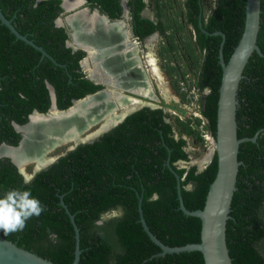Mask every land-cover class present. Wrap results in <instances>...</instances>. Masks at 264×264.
<instances>
[{"label": "trees", "instance_id": "1", "mask_svg": "<svg viewBox=\"0 0 264 264\" xmlns=\"http://www.w3.org/2000/svg\"><path fill=\"white\" fill-rule=\"evenodd\" d=\"M86 1L110 19L122 13V0ZM148 1L152 3L153 18L141 14L147 5L145 0H126L132 31L141 40L157 30L166 38L167 29L173 26L165 24L162 11L170 7L172 0ZM203 1L183 0L178 9L183 24L195 31V42L186 37L182 44L197 66L199 112L205 119L204 129L214 137L221 79L220 44L223 42L222 55L227 61L243 30L246 0H214L207 12ZM60 3L0 0L2 13L15 29L51 56L42 55L0 23V144L18 145L21 135L13 122L25 124L34 110H48L51 99L47 84L53 88L59 110L101 86L86 78L80 67L83 52L67 47L68 32L54 24L63 12ZM177 28L181 30L179 23ZM217 31L224 34V40L213 34ZM172 38L167 36L160 55L176 52L178 45ZM256 44L264 54V0H260ZM194 46L203 53L193 54ZM173 71L166 67V72ZM236 98L237 137L257 136L238 146L237 159L241 163L226 220L225 242L232 264H264V57L256 52L243 69ZM191 119L200 124L198 118L178 116L172 123L170 114L162 108L143 107L92 141L63 153L37 171L29 184L24 183L8 157H1L0 195L10 189L28 188L45 206L39 217L26 222L23 231L6 235L1 230V234L54 264H70L75 244L72 215L81 250L77 264H204L198 250L159 254L161 250L144 231L138 212L140 207L151 233L166 245L199 242L200 220L179 208L177 179L172 170L179 176L184 206L194 210L203 207L217 164L213 154L201 171L195 164L179 166L181 161H189L184 136L203 140L191 126ZM154 194L157 199H153ZM112 210L122 211L123 215L102 220V214ZM98 221L102 226H97Z\"/></svg>", "mask_w": 264, "mask_h": 264}, {"label": "water", "instance_id": "2", "mask_svg": "<svg viewBox=\"0 0 264 264\" xmlns=\"http://www.w3.org/2000/svg\"><path fill=\"white\" fill-rule=\"evenodd\" d=\"M40 1V0H37ZM60 5L66 11L73 7L79 6L83 3L84 0H80L77 4L70 6L69 2L66 0H60ZM125 1V0H124ZM77 13H73L69 17L65 18V23L69 26L71 30V37L74 41V45L66 43L67 46L75 47L81 46L85 48L87 51L93 49L94 46L92 44H84L81 45L78 42L79 31L81 30L76 22L73 20L77 18ZM95 11L94 14H96ZM104 19V22H108V18L101 16ZM259 21H260V0H246L245 5V16H244V25L243 30L240 35V38L234 47L231 55L229 56L227 61H224L222 55V43L220 44L219 50V64L221 66V79L220 84L218 87V100H217V109H216V128H215V135L212 137V149H210L205 158L200 163H195L197 166V170L201 171L205 168V166L211 160L213 154L216 155V174L213 181L210 183L204 205L201 209H194L189 210L187 209L182 201L181 193H180V184H179V176L173 171L167 161L166 165L172 170L174 173L177 184V197L179 201V208L182 212L186 215H191L199 218L200 220V239L199 242H191L186 243L180 246H169L162 243L159 239L156 238L155 235L151 233L149 228L147 227L144 218L142 216V212L140 207L138 208L139 212V221L141 225L150 238V240L155 243L160 248L159 254L165 253H173V252H182V251H191V250H198L202 257L204 264H232L231 258L228 254V249L225 242V228H226V220L228 219V214L230 211V203L232 199L233 192L236 189L235 182H236V175L238 166L241 163L237 159L238 154V146L241 142L246 140L254 141L257 133L252 137H237V122H236V105H237V89L239 82L243 76V69L249 59V57L256 52L258 55L263 56L262 52L260 51L259 47L256 44L257 33L259 29ZM57 24L61 25V20L58 18L56 20ZM0 23L5 25L16 38L23 40L25 43L32 45L36 49L40 50L42 55H48L42 47L33 43L32 40L28 39L26 35L19 33L13 24L11 23V19L7 18L0 9ZM199 26H201V22H199ZM81 32V31H80ZM213 34H219L224 40V34L220 31H217ZM101 49H97V51H101ZM90 55V52H88ZM93 58V56H90ZM54 61V59H52ZM103 77V78H102ZM89 80H92L95 83H107L116 85L115 82L109 79L107 74L98 76L91 70L88 74ZM50 93L51 104L48 110L44 113L38 112L34 110L28 116V121L25 124H17L13 122L14 129L20 133L21 139L18 145H7L5 143L0 144V158L1 157H8L10 161L17 167L19 173L23 176H33L37 171L47 167L49 164L54 162L59 156L49 158L46 162H43L39 165L34 163L33 161H28L26 163H20L16 160L19 156L14 160V158L7 154L1 153L3 148L7 149H18L25 139V130L26 127L32 125V117L33 116H44L49 117L53 112H57L60 114H67L73 108L77 107L78 104L83 102H91L99 100V93L89 94L80 99L72 100V105L64 110H59L55 104V96L54 91L51 85L47 84ZM96 109V108H95ZM94 109V111H95ZM93 111V112H94ZM130 110H127L123 115L117 114L119 117L107 124L102 126L98 131L93 130V134L85 137L88 134H83L84 136L80 139L75 140L73 146L66 149V151L73 149L80 143H85L92 141L102 133L108 131L118 123H120L124 117L130 113ZM96 113H93V115ZM97 116H94L95 121L97 120ZM32 128V126H31ZM30 128V129H31ZM65 151V152H66ZM64 152V153H65ZM32 163L33 169L28 174L25 172L26 165ZM184 163V162H182ZM190 186H188L189 188ZM139 204L141 202V198L139 197ZM113 213H119L117 210H112L104 215L111 216ZM70 219L74 229V237H75V244H74V258L70 264H77L80 254L79 248V234L78 228L73 220V216L70 215ZM0 264H54L47 258H43L31 251L25 250L22 247L16 245V243L6 239L1 234L0 230Z\"/></svg>", "mask_w": 264, "mask_h": 264}, {"label": "bare ground", "instance_id": "3", "mask_svg": "<svg viewBox=\"0 0 264 264\" xmlns=\"http://www.w3.org/2000/svg\"><path fill=\"white\" fill-rule=\"evenodd\" d=\"M66 1L69 2L70 6H73L77 4L80 0H66ZM73 21L76 22L78 26L83 27L80 33L84 34L86 30H88L89 32L91 29H93L95 25L97 24L98 20L95 18L78 19L77 17ZM101 22L102 23L99 26H102V27L98 26V28L103 29L105 33L108 32L110 28L111 30H115L114 27L105 25L102 20ZM81 39L78 40V42L81 45H83V43L87 44L89 41L88 38L83 39L81 37ZM123 45L124 44H122L121 42H119L118 47L116 44L109 45L110 52L107 54L115 56L117 61H119V59L121 60V62L119 63V67L120 68L124 67V69L126 70V74L124 78H125V81L129 83L127 86L132 87V91H134L137 95L145 97V98L146 97L154 98L153 90L150 85L149 79L147 78V75L145 74V70L143 69L142 64L139 61V59L135 58V51L131 49L134 52H127L128 54L127 55L125 54V51H123ZM90 52L95 53V50H91ZM120 53H122L125 56V61H123V59L120 57ZM91 55H94V54H91ZM100 57H99V61L96 62V69H98L99 71H101V69L104 70V68H101L102 64L100 63L103 59ZM154 62L155 61L153 57L149 56L148 63L151 64L152 70L158 76L160 80L159 83L163 85L164 88L165 87L167 88V85L165 82L166 79H164V77L162 76V73L158 71V69L156 68L157 66H155ZM164 94L167 95L166 91H164ZM115 100L118 102L116 104H118L119 109L122 110L120 113H117V110H118L117 106H115L114 104H110L107 101V99L102 97L100 100H97V101L80 103L77 105V107L73 108L67 114H60L57 112H53L51 116L49 117L33 116L32 125L24 129L26 136L21 146L18 149L3 148L1 150V153H7L11 155L14 158V160H16V158L19 156V158H17L18 160H16L19 162V164L26 163L28 161H31V162L33 161L34 163L36 162V164L39 165L43 162H46L50 158V157L46 158V156L48 155V153L55 150V148L68 144V143H75V140L83 137L84 136L83 134L85 132L86 134H88V135L85 134L86 135L85 137L93 134L92 131L88 132L89 127H91V125L97 122H100L101 120L102 123L96 128V131H98L102 126L115 121L119 117L117 114L121 116L125 112H127V110H130L133 105H128V102L131 101L133 103L134 102L136 103L138 102L139 99H136V97H128L125 95L124 96L116 95ZM93 113H96V115L95 114L93 115ZM97 115L99 116L97 117V120L95 121L94 116H97ZM210 142H211V148L209 149H212L213 143L211 139H210Z\"/></svg>", "mask_w": 264, "mask_h": 264}, {"label": "rangeland", "instance_id": "4", "mask_svg": "<svg viewBox=\"0 0 264 264\" xmlns=\"http://www.w3.org/2000/svg\"><path fill=\"white\" fill-rule=\"evenodd\" d=\"M177 1H180V0H177ZM203 3H204V6L206 7V12H207L210 6L213 5L214 0H204ZM83 8H86L85 3L77 7L68 9L67 11H65L66 12L65 14H67L65 15L66 18L69 17L70 15H73V13L78 12L79 9H83ZM148 11H149V15H153L151 8L148 9ZM162 12L164 14L163 20L165 24H170L171 27L172 26L173 27L170 29H167L166 38L165 36L164 38L159 37V36L154 37L152 41L147 40V42L144 43V45L146 49L145 54L148 55L150 53V55H153L154 59H156L154 64L155 66H157L156 68L158 69V71L162 73V76L164 77V79H166L165 82H166L167 88L166 87L164 88L163 85L159 83L160 80L158 76L152 70L151 64L150 66H148V58H146L147 62L146 61L142 62L143 63L142 65L144 66L145 74L147 75V78L149 79L150 85L152 87L154 98H147V97L145 98V97L138 96V95L134 96V94L130 93L129 89L126 88L125 78H123L121 74H118V76H114L115 78L112 77V81L113 80L115 81V79H117L116 81L120 83H118L117 85H113L114 91L110 90V86H109V90L113 93L118 92L119 95H122V96L130 95L132 97H136V99H139V102L141 104H145V105L154 104L156 106H160L164 108L170 114V121L173 123L174 117H176V115L179 116V118L181 119H184L187 116L188 117L191 116V118H195L194 116H198L196 115L198 113L194 111L198 107L197 100L199 98V94L197 93V90L193 86L195 83L196 77H197V66L191 63L192 59L190 55L186 54L184 51L185 50L184 43L182 44L183 38L186 39L187 37L188 40H190L189 35L191 31L189 30L190 27H187V25L183 24L182 16L180 15L181 13L179 12L178 6L177 5L174 6L173 3H171L170 7ZM121 22L123 23V26L125 28H128L129 23L127 20H124ZM178 23L181 27V30H176L178 29L177 28ZM169 35L173 36L172 39L174 43L178 45L176 52L175 53L172 51L165 52L163 53L164 55H159L158 51H160L161 49L160 47L161 42L165 43L166 41L167 43V36ZM88 44H91V43H88ZM102 48L103 49H101L100 53H102L106 49V46H102ZM162 50L163 49H161V51ZM85 52L87 53V51ZM138 52H139L138 54L140 55V58L144 56V53L142 51H138ZM199 53L200 52L198 51L196 46H194L193 54L198 55ZM99 56L100 54L97 57L98 61H99ZM168 66L172 67L174 71L171 73L166 72V67ZM88 67L91 68V65H89V63H88ZM83 71L86 75L88 74V68ZM161 86L163 89L161 88ZM164 91H166L167 95L164 94ZM155 100H157V102ZM112 103H115V105L119 107L118 104H116L115 98H112L111 104ZM191 121H192L191 126L195 127L196 124L194 120L191 119ZM101 123L102 121L100 120V122H97L91 125V127H89L88 132L95 130ZM84 134H86V132ZM175 134H177L176 131H175ZM184 137L186 138V141H187L185 150L188 152L189 161L187 163L180 162L179 166L188 167L189 165L200 163L203 160V158L206 156L208 151L210 150L209 148H211L210 140L209 139L206 140L204 138L203 140H198L194 136H184ZM71 146H73V143H68V144L59 146L55 148V150H53L52 152L48 153L46 158L48 157L51 158V157H55L57 155L63 154V152H65V150L70 148ZM32 169H33V164L29 163L26 165L25 172L29 174L32 171Z\"/></svg>", "mask_w": 264, "mask_h": 264}, {"label": "clouds", "instance_id": "5", "mask_svg": "<svg viewBox=\"0 0 264 264\" xmlns=\"http://www.w3.org/2000/svg\"><path fill=\"white\" fill-rule=\"evenodd\" d=\"M145 2L147 4V0H145ZM121 5H122V8H123L122 12L124 13V16H126L125 19L129 23V20L131 21V16H130L129 10H128L127 6H126V0L125 1L122 0L121 1ZM151 7H152V3H151ZM58 18L61 20L60 16ZM58 18H56V20ZM120 18L121 17L116 18V19H109L108 18V22H104V24L108 25V26L117 25V27L119 29L123 30L124 39H125V42L123 43L124 44L123 45V51H125V54H126L128 51H132L131 49H133L134 51L137 50L140 41H139V39H138V37L136 35L127 36L129 34L128 28H125L123 26V23L121 21H124V20L120 19ZM103 21H104V19H103ZM61 23H62V20H61ZM155 34L156 33L150 34V36L148 37L147 40H151L152 41L154 39V37H155ZM67 41L65 43H69ZM74 41L72 43H69V44L74 45L75 44ZM93 46H94V48L90 49V51L91 50H95V54L94 55H91V54L89 55L88 52H90V51H87L85 48H83L81 46L78 47V45H77L75 47V49H72V47L67 46V47H70L72 51H81V52H83L84 55H83L82 59L80 60V64H81V67H82V71L86 70L88 68V74L91 72L92 69L88 67V62L86 61V57L90 58V56H93L92 60H93L94 66L96 67V62L98 61L97 57L99 55L98 53L101 52V51L98 52L97 49L102 48V47H97L95 45H93ZM106 48H107V46H106ZM85 51H87V53ZM88 74L87 75L85 74L87 79H89L88 78ZM112 77L115 78L114 75H110L109 76V79L111 81H112ZM113 82H115L116 85L118 83H120V82H117L116 79ZM100 83L101 82H99L98 84H100ZM103 84H106V85L110 86V90L114 91L113 90V84H107V83H103ZM125 86H127V85L125 84ZM193 86L196 89L195 83H194ZM124 87H123V89H124ZM110 90L108 91L109 94H110V98L107 97V100H109L110 103H111L112 98H115V96L119 95V93L118 92L113 93ZM120 96H122V95H120ZM21 99H24L22 94H21ZM116 103H118V102L116 101ZM112 104L115 105V103H112ZM128 105H133V107H134V106H136L138 104L137 103H133V102L130 101V102H128ZM197 105H198V100H197ZM115 106H117V105H115ZM121 111L122 110H120V112ZM194 112L198 113V114H196L198 116H194V117L200 119V124L198 126L197 125L195 126L196 129L198 130L199 126H201V122L202 121L205 124V119L199 112V105H198L197 109H195ZM185 118H191V116L190 117L187 116ZM204 124L202 125L203 129H204ZM204 130L208 131L206 129H204ZM199 133H200V131H199ZM200 135H201V133H200ZM201 137H202V135H201ZM210 137H211V140H212L213 136L211 134H210ZM202 139H203V137H202ZM181 162H183V161H181ZM180 167H182V166H180ZM33 179H34V176H25L24 177V183L25 184H29V183H31V181ZM157 198H158V196H156L154 194L153 199H157ZM43 211H45V206L41 203V201L37 197L32 195V192H31L30 189H28V188H24V189H18V188L10 189V190L6 191L3 195H0V230H2L6 235L7 234H11V233H15V232L23 231L24 228L26 227V222L29 219H31L32 217H34V216L35 217H39ZM122 215H123L122 211L120 213H118V214L117 213H113L111 216H107V215L102 214V220L103 219H108V218H119V216H122ZM97 226L98 227L102 226V222L98 221L97 222Z\"/></svg>", "mask_w": 264, "mask_h": 264}, {"label": "flooded vegetation", "instance_id": "6", "mask_svg": "<svg viewBox=\"0 0 264 264\" xmlns=\"http://www.w3.org/2000/svg\"><path fill=\"white\" fill-rule=\"evenodd\" d=\"M183 0H180V1H177V0H172V3H173V5L174 6H178L179 4H181V2H182ZM83 3H85L86 4V8H83V9H79L78 10V13H77V16H78V19H80V18H83V19H87V18H95V19H97L98 21H97V24L95 25V27L93 28V29H91L89 32H88V30H86L85 32H84V34H81L80 33V31H79V36H78V38L79 39H81V37L83 38V39H89V41H88V43H91V44H93V45H95V46H97V47H102V46H108V48H106L102 53H98V54H100V58H102L103 60L101 61V64H102V67L101 68H104V70H105V72H104V70H102L101 69V71H99L98 69H96L95 68V66H94V63H93V60H92V58H88V57H86V61L89 63V65H91V69H92V71L93 72H95V74L96 75H98V76H102V75H105V74H107V75H114V76H118V74H121L122 76H123V78H124V76H125V74H126V70L124 69V67L123 68H120L119 67V63L121 62V60L119 59V61H117L116 60V57L115 56H112V55H108L107 53H109L110 52V49H109V45H111V44H116L117 45V47L119 46V42H121L122 44L125 42V39H124V34H123V30H121V29H119L118 27H117V25H115V26H110V27H114L115 28V30H111V28L109 29V31L108 32H104L103 31V29H99L98 28V26L99 25H101V20L103 21V18L101 17V16H104V17H107V18H109L108 17V15L107 14H105L104 12H102V11H100L97 7H91V6H89L88 4H87V1L86 0H84L83 1ZM82 3V4H83ZM61 6V5H60ZM77 7V6H76ZM61 8H62V6H61ZM150 8H152L151 7V4L149 3V1L147 0V5H146V7H145V9L141 12V14L143 15V16H146V15H148L150 18H153V15H149V11H148V9H150ZM62 10H63V12L61 13V20H62V23H61V25H59V24H57V22H56V20L54 21V24L57 26V27H64L65 29H66V31L68 32V34H69V38L66 40L67 42H69V43H72L73 42V40H72V37H71V30H70V28H69V26L65 23V18H66V16L65 15H67V14H65L66 12H65V10L62 8ZM67 11V10H66ZM95 11H97V13L96 14H94L95 13ZM123 13V12H122ZM121 13V15H120V19H123V20H126L125 18H126V16H124V13L122 14ZM93 14H94V16H93ZM69 15V14H68ZM90 16V17H88V16ZM92 15V16H91ZM102 18V19H101ZM100 19V20H99ZM110 19V18H109ZM104 22V21H103ZM183 23H185L184 21H183ZM185 25H187V27H190V41H191V43L193 44L194 42H195V40H196V36H195V31H194V28L191 26V25H189V24H185ZM78 26V25H77ZM80 29H83V27L82 26H78ZM99 27H102V26H99ZM92 30H94V31H92ZM112 31H114V32H112ZM128 31H129V34L127 35V36H131V35H134V33H133V31H132V26H131V21L129 20V26H128ZM92 32V33H91ZM154 33H156L155 34V37H163L164 38V36L165 35H162L158 30L157 31H155ZM150 36V35H149ZM149 36H147L146 38H143L142 40H140L139 38V41H140V43H139V46H138V49L137 50H135V58H137V59H139V61L141 62V64H143L142 62H147V59L146 58H149V56H152L153 57V55H150V54H148V55H146L145 54V45H144V43H146L147 42V39H148V37ZM72 40V41H71ZM82 40V39H81ZM121 40H123V41H121ZM66 44V43H65ZM167 43H166V41H165V43L163 42H161V46L162 45H166ZM160 46V47H161ZM196 48H197V46H196ZM107 49H109V50H107ZM198 49V48H197ZM138 51H142L143 53H144V56H142L141 58H140V55L138 54L139 52ZM198 51H199V49H198ZM128 52H134V51H128ZM199 52H201V54L203 53L202 51H199ZM91 54H95V53H91ZM127 54V53H126ZM158 54H159V51H158ZM128 55V54H127ZM160 55V54H159ZM104 56V57H103ZM106 56V57H105ZM120 57L123 59V61H125V57H124V55L122 54V53H120ZM153 59H154V57H153ZM135 60V59H134ZM156 59H154V61H155ZM191 63H192V61H191ZM153 65V64H152ZM148 66H150V64L148 63ZM80 67H81V64H80ZM142 67H143V69H144V66L142 65ZM81 70H82V67H81ZM136 70H138V69H136ZM145 70V69H144ZM125 71V72H124ZM123 72V73H122ZM103 78V77H102ZM90 81H92V80H90ZM93 82V81H92ZM94 84H98V83H95V82H93ZM126 85H128L129 83L128 82H126L125 83ZM99 85H101L99 88H97L93 93H91V94H94V93H99V95H100V97H99V100L102 98V97H104L105 99H107V97H109L110 98V94H109V86L108 85H106V84H103V83H100ZM127 88L129 89V92L130 93H132V94H134V96L135 95H137L134 91H132V87H129V86H127ZM105 91V92H104ZM107 94V95H106ZM87 95H89V94H87ZM112 96V95H111ZM139 96V95H138ZM128 97H132V96H130V95H128ZM80 99V98H79ZM76 100V99H75ZM107 101H109V100H107ZM156 102H157V100H155ZM154 101V102H155ZM110 102V101H109ZM135 103V102H134ZM138 105H136V106H132L133 108H131L130 109V113H128L125 117H127L128 115H130V114H132L133 112H135V111H137V110H139V109H141V108H143V107H149V108H151V109H156V108H162V107H160V106H156V105H154V104H141L140 102H139V100H138V102H136ZM140 103V104H139ZM73 104V103H72ZM71 104V105H72ZM111 104V103H110ZM107 109V108H106ZM105 109V110H106ZM165 112H167L164 108H162ZM120 109H119V107H118V110H117V113H119L120 111H119ZM124 117V118H125ZM124 120V119H123ZM21 139V138H20ZM6 144V143H5ZM8 145V144H7ZM66 151V150H65ZM69 151V150H68ZM67 152V151H66Z\"/></svg>", "mask_w": 264, "mask_h": 264}, {"label": "built area", "instance_id": "7", "mask_svg": "<svg viewBox=\"0 0 264 264\" xmlns=\"http://www.w3.org/2000/svg\"><path fill=\"white\" fill-rule=\"evenodd\" d=\"M204 124V122L202 121L201 122V126H199V128H198V130L200 131V133H201V135H202V137L204 138V139H206V140H210L211 139V137H210V134H209V132L208 131H205L203 128H202V125Z\"/></svg>", "mask_w": 264, "mask_h": 264}]
</instances>
